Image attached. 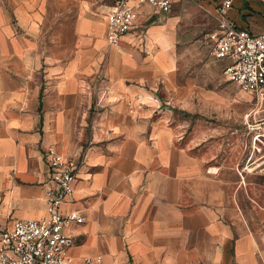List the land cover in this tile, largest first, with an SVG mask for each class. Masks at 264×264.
Wrapping results in <instances>:
<instances>
[{
  "label": "crops",
  "instance_id": "crops-1",
  "mask_svg": "<svg viewBox=\"0 0 264 264\" xmlns=\"http://www.w3.org/2000/svg\"><path fill=\"white\" fill-rule=\"evenodd\" d=\"M221 1L177 0L167 13L140 8L145 32L110 47V9L97 36L71 32L73 14L87 16L83 1L0 0V227L46 215L43 151L53 147L83 160L62 206L83 218L63 229L76 263L264 264L263 231L232 204V184L236 195L264 169L263 147L253 144L246 164L232 151L220 164L210 131L184 122L215 105L225 66L208 59L184 70V55L205 54L184 41L220 17L264 31V0H232L220 14ZM78 36L90 46L73 49Z\"/></svg>",
  "mask_w": 264,
  "mask_h": 264
},
{
  "label": "built area",
  "instance_id": "built-area-1",
  "mask_svg": "<svg viewBox=\"0 0 264 264\" xmlns=\"http://www.w3.org/2000/svg\"><path fill=\"white\" fill-rule=\"evenodd\" d=\"M176 1L113 0L105 22L107 45L118 47L125 35L145 32V24L138 23L142 5L167 13ZM231 3L232 0H222L217 7L219 13L225 12ZM206 39L214 59L228 60L223 69L226 79L254 98L256 108L248 115L256 117L254 126L258 136L264 137V31L251 34L220 17ZM43 159L50 184L46 215L39 219H15L10 226L0 227V264H96L99 257H84L76 263L69 254L73 239L63 231L66 224L83 221L78 211L62 210L73 194L83 160L65 156L53 147L43 151Z\"/></svg>",
  "mask_w": 264,
  "mask_h": 264
},
{
  "label": "rangeland",
  "instance_id": "rangeland-1",
  "mask_svg": "<svg viewBox=\"0 0 264 264\" xmlns=\"http://www.w3.org/2000/svg\"><path fill=\"white\" fill-rule=\"evenodd\" d=\"M79 1L85 2L86 8H84V10H86L87 16L86 18L80 17V19H78L79 15L73 14L71 32H85L101 36L104 17L110 9L113 0ZM75 7L76 8H73L72 11L78 12L79 8L77 6ZM140 8L147 10L148 5H142ZM64 29L63 25H61L59 30L64 31ZM211 30L212 28H205L198 34L199 36L197 35L198 38L184 41L186 46H190V44L194 43L193 47H195V42H198L200 43V48L205 51L204 56H201L203 54L184 55L179 61V64L184 70L198 64L202 65L203 62L206 63L208 59L217 61L210 55L206 39L207 33ZM72 46L73 49L89 47L90 40L89 38H85V36H78L76 40H73ZM103 46L105 47V45ZM200 58H203L202 61L199 60ZM222 61L225 65L228 63L227 59H223ZM223 69L224 66L220 68L216 77L218 87L216 88L217 99L215 105L204 104L201 107V113H199L196 118L185 115V128H197L204 134L210 131L212 134L210 138L216 144V162H221L220 164H222L224 157L227 155L225 152L232 151L231 158L233 160L240 158L245 161L246 164L249 150L253 144L257 143L264 149V137L258 136V130L254 126L256 117L252 114L248 115L256 108L255 103L245 95L235 83L226 79ZM206 139L207 137L205 140ZM228 157L225 158L227 159ZM261 158L264 159V151L262 152ZM258 169L261 174L257 178H249L246 183L242 185V190L236 191V195L234 193L237 185L234 183L232 184V204L239 214L242 212L241 214L247 219L249 227H257L264 233V169H262V167ZM249 170H251V167ZM228 190L229 189L226 188L227 192ZM240 192H242L244 197L240 198Z\"/></svg>",
  "mask_w": 264,
  "mask_h": 264
}]
</instances>
